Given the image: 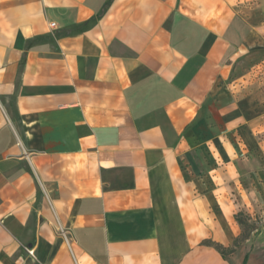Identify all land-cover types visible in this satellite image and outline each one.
Masks as SVG:
<instances>
[{
  "label": "crops",
  "instance_id": "1",
  "mask_svg": "<svg viewBox=\"0 0 264 264\" xmlns=\"http://www.w3.org/2000/svg\"><path fill=\"white\" fill-rule=\"evenodd\" d=\"M262 208L264 0H0V264H234Z\"/></svg>",
  "mask_w": 264,
  "mask_h": 264
},
{
  "label": "rangeland",
  "instance_id": "2",
  "mask_svg": "<svg viewBox=\"0 0 264 264\" xmlns=\"http://www.w3.org/2000/svg\"><path fill=\"white\" fill-rule=\"evenodd\" d=\"M241 211L257 230L251 236L250 241L243 243L234 254L228 256V259L234 264H244V260L248 256L246 264H264V208L253 214H249L245 210L239 212Z\"/></svg>",
  "mask_w": 264,
  "mask_h": 264
},
{
  "label": "trees",
  "instance_id": "3",
  "mask_svg": "<svg viewBox=\"0 0 264 264\" xmlns=\"http://www.w3.org/2000/svg\"><path fill=\"white\" fill-rule=\"evenodd\" d=\"M236 221L241 228V233L232 246L226 247L212 240H205L202 242V244L214 248L222 255L224 259H228V256L234 254L243 243L249 241L253 233L257 230L256 227L250 222V219L242 211L236 214ZM247 260L248 256L245 258L244 264H246Z\"/></svg>",
  "mask_w": 264,
  "mask_h": 264
},
{
  "label": "built area",
  "instance_id": "4",
  "mask_svg": "<svg viewBox=\"0 0 264 264\" xmlns=\"http://www.w3.org/2000/svg\"><path fill=\"white\" fill-rule=\"evenodd\" d=\"M33 252H34L33 250L30 251L31 254H33Z\"/></svg>",
  "mask_w": 264,
  "mask_h": 264
}]
</instances>
